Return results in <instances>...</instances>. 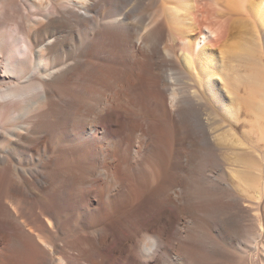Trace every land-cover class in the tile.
<instances>
[{
    "label": "bare ground",
    "instance_id": "1",
    "mask_svg": "<svg viewBox=\"0 0 264 264\" xmlns=\"http://www.w3.org/2000/svg\"><path fill=\"white\" fill-rule=\"evenodd\" d=\"M218 75L264 136V0H0V264H264Z\"/></svg>",
    "mask_w": 264,
    "mask_h": 264
},
{
    "label": "rangeland",
    "instance_id": "2",
    "mask_svg": "<svg viewBox=\"0 0 264 264\" xmlns=\"http://www.w3.org/2000/svg\"><path fill=\"white\" fill-rule=\"evenodd\" d=\"M186 11V10H184ZM180 15H182V17H185V13H181ZM239 19L243 18L242 16L238 17ZM244 19V18H243ZM243 21V20H242ZM182 24L185 25V23L183 22ZM263 33V32H262ZM251 36L249 37L248 40H250ZM174 50V54L178 55L179 53H181V51L179 52V49L174 46L172 47ZM222 64L221 67L224 68H228L233 67V66H237L240 69V74L241 76H245L247 73V70L245 67L238 66V63H220ZM236 64V65H235ZM227 66V67H226ZM235 68V67H234ZM230 69V68H229ZM228 70V69H227ZM226 70V71H227ZM246 70V71H245ZM246 72V73H245ZM236 76V72L234 73ZM234 74H229V76L231 78H233ZM217 85H218V90L220 92V95H222V99H220V101L217 102V106L220 110V112L225 116H227V118H229V120H231L232 122V129H231V134H232V139H233V143H231L232 145H229L230 150L227 153V156L225 155L227 159V173H228V180L230 181V184L232 185V189L235 191V189H237V194L242 195L245 194L246 196H248L252 191L254 192V189H252V184H249V180H244V179H240L246 176H253L254 174H258V175H262L264 174V136L262 135L263 133L261 132L262 127L260 128L261 122H259V117L256 118V115L252 114L251 112L249 113L248 110L245 108L244 105H242L243 103H241V99H243V97H245L246 95V91L243 85L238 84L236 86V84L234 83V79H232L231 81L227 80L226 78H224V76H217ZM230 84H229V83ZM233 82V83H232ZM225 84V85H224ZM233 85V86H232ZM234 87V88H233ZM229 88V89H228ZM233 91V92H231ZM236 91V94L234 93ZM233 94V95H232ZM230 95V96H229ZM232 96V97H231ZM226 98V102L228 104H230L232 106L231 111H226L223 108L222 105V101L224 100L223 98ZM238 97V98H237ZM239 99V100H238ZM241 103V104H240ZM235 105V106H234ZM240 106V107H239ZM244 106V107H243ZM235 108V109H234ZM238 108V109H237ZM240 110V111H238ZM237 112V113H236ZM258 119V120H257ZM238 128V129H237ZM258 131V132H257ZM222 132V133H220ZM220 137L224 136L223 131H220ZM257 133V134H255ZM261 133V134H260ZM223 138V137H222ZM221 138V139H222ZM263 138V139H261ZM220 139V140H221ZM262 141H261V140ZM222 141V140H221ZM223 142V141H222ZM242 142V144H241ZM262 142V143H261ZM261 143V144H260ZM235 144V145H234ZM263 144V145H262ZM234 145V146H233ZM238 145V146H237ZM247 145V146H245ZM236 146V147H235ZM243 146V147H242ZM246 147V148H245ZM245 148V149H244ZM248 148V149H247ZM263 149V151H262ZM246 150V151H245ZM253 150V151H252ZM255 150V151H254ZM259 151V152H258ZM262 151V152H261ZM234 152V153H233ZM250 152V153H249ZM232 153V154H231ZM234 154V155H233ZM237 154V155H236ZM246 154V155H245ZM251 154V155H250ZM256 154V155H255ZM258 154V155H257ZM261 154V155H260ZM240 155V156H239ZM263 155V156H262ZM229 156V157H228ZM242 156V157H241ZM245 156V158H244ZM252 156V157H251ZM251 160L252 162H254V164L252 165V162H248L249 164H246L244 160ZM254 157V159H253ZM257 157V158H256ZM239 158V159H238ZM241 158L243 160H241ZM255 160V161H254ZM239 161V163H238ZM242 161V162H241ZM244 161V162H243ZM259 162V164H258ZM244 163V164H241ZM257 164V165H256ZM249 165V166H248ZM252 165V166H251ZM261 165V167L259 166ZM234 167V168H233ZM241 168V170L239 169ZM260 168V169H259ZM232 169V170H231ZM263 169V171H262ZM236 170V172L234 171ZM230 171V172H229ZM261 171L263 172L261 174ZM254 172V173H253ZM259 172V173H258ZM250 176V177H251ZM239 178V179H236ZM232 179V180H231ZM242 180V181H241ZM248 182V184H246L245 182ZM251 183V182H250ZM235 187V188H234ZM249 187V188H248ZM240 188V189H239ZM254 188V187H253ZM242 189V190H241ZM246 189V190H245ZM240 192H239V191ZM248 190V191H247ZM242 191V192H241ZM247 192V193H246ZM249 192V193H248ZM252 192V193H253ZM241 193V194H240ZM251 193V194H252ZM248 194V195H247ZM261 205H262V210H261V214L263 215L264 218V196L263 199L261 201ZM263 231V232H262ZM261 233H262V242L264 243V224L262 226L261 229Z\"/></svg>",
    "mask_w": 264,
    "mask_h": 264
}]
</instances>
